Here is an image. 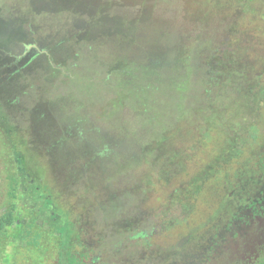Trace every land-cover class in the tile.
<instances>
[{
	"label": "rangeland",
	"instance_id": "obj_1",
	"mask_svg": "<svg viewBox=\"0 0 264 264\" xmlns=\"http://www.w3.org/2000/svg\"><path fill=\"white\" fill-rule=\"evenodd\" d=\"M5 1L7 9L12 0ZM101 3L105 7L99 16L117 17L120 31L76 34L67 31V22L54 23L51 31L36 12L26 33L14 34L0 19L2 73L20 81V75H31L28 85H20L18 105L24 110H14L16 117L30 116L23 122L17 117L21 139L16 137L13 148L0 131V214L34 221L46 230L68 221L72 248H91L90 257L101 250L100 258L110 264H194L223 222L221 205L237 186L236 176L247 168L258 172L255 163L264 153L263 97L260 113L254 114V137L239 146L238 156L235 147H229L223 162L211 164L218 145L214 136L208 143H197L193 116L205 101L200 70L207 64H198L208 51L216 50V41L221 47L237 41L239 62L247 59L262 68L257 82L264 84V0ZM53 22L50 18L49 24ZM127 25L134 32L127 34ZM61 41L62 57L74 53L67 65L71 76H58V85L49 88L41 82L43 75L47 77L42 60L25 69L22 64L39 49ZM26 44L36 48L20 63L10 64ZM147 53L167 65L149 78L139 67ZM120 59L132 61L130 86L115 87L117 77L104 79L105 70ZM180 72L182 90H168L165 84ZM215 99L216 106L232 105L222 116L234 127L241 129L251 119L248 101L239 109L234 96ZM208 121L214 122L213 116ZM198 171L202 175L197 179ZM140 230L145 234L136 238L138 246L132 236ZM42 260L33 249L0 242V264H43Z\"/></svg>",
	"mask_w": 264,
	"mask_h": 264
},
{
	"label": "trees",
	"instance_id": "obj_2",
	"mask_svg": "<svg viewBox=\"0 0 264 264\" xmlns=\"http://www.w3.org/2000/svg\"><path fill=\"white\" fill-rule=\"evenodd\" d=\"M101 1L103 0H12L11 5L5 9L4 6L7 2L5 0H0V16L2 15L3 17H0V19L6 22L8 28L14 32V34H25L26 32L24 31L27 30L24 29H27L26 27H28L32 21H35V16L33 14L36 12L44 17L45 22L43 24H47L50 30L54 23H56V26H61L67 22L71 23V27L66 26L67 31L73 30L76 34H83L85 31L89 30H94L101 34L120 31V20L117 17L113 16L114 18L108 20L99 16L101 10L105 7ZM56 15H58L59 18H55ZM141 15L140 18L144 17L143 14ZM50 18L54 22L49 24ZM145 19L144 17V20ZM131 20H133V18H129V21ZM144 25L146 26V23H144ZM125 30L124 32L127 33ZM132 30H135V28L128 27L127 34L134 32ZM27 33H29V31ZM202 42L201 39L198 40L199 45H202ZM62 43L63 41L54 44L51 48L39 49L37 52H34L31 56L25 58L26 60L22 64V68L24 67L25 69L27 66L29 68L30 65L35 64L36 60H42L43 65L41 67L46 72L47 77L43 75L41 82L49 88L56 87L58 85V76L65 78L71 76L67 71V65L74 57V53L71 51L69 54L65 52L66 54L62 57V54L58 52L60 51L59 46H61ZM66 43L67 42L64 41V44ZM236 45L237 41L234 44L228 43L221 47L216 41L213 44L216 50L208 51L206 53L207 57L198 64L199 66L207 64V66L205 65V67L200 70L202 71L201 78L203 79L204 85L202 95L205 96V101L200 107L194 110L193 116L197 119L195 129H197L199 134L197 137L198 144L201 140L204 141V143H208L210 136L215 137L214 143L216 142L218 146H216L214 149L215 151H213L214 154L210 159L212 163L209 162L211 164L223 162L222 154L226 149H229V147H235L237 151L236 156H238V153L241 151L239 146H244V142L247 138L254 137L252 129L258 123L254 114L255 112L260 113V111L258 112V104L262 102L264 97V84L260 85V83L257 82V74H259L262 68H258V65L254 64L255 62L247 59V63L241 64L239 62L240 57L237 53ZM24 57L25 55L20 58L17 56L13 57L10 60V64L16 65L20 63ZM179 57L180 55L177 56V59ZM145 58L146 61L142 66H139L144 77L149 78L156 73V70L167 66L164 65L165 61L157 59L154 55L152 56V54L147 53ZM131 62L132 61L128 59H120L117 60L116 63L111 64L110 68L108 67L109 69L105 70V81H110L111 79L115 80L117 77L118 83L115 84V87L130 86L134 77L132 70L128 67ZM4 66L5 65L0 67V75L2 74V76H0V131L3 132L9 145L14 148L16 145L15 139L18 134L16 129L20 126L19 124H21L19 121L23 122L24 119H30V116H26L29 114L27 113L24 118H21L23 116H17L19 119L18 121L17 117L14 116V110L18 113L24 110V108L18 105V97L21 95L19 94L20 85H28L31 75H20V78L25 81H20V79L15 80L13 75L2 73ZM180 73V76L173 79L174 81L171 82L172 84H165L168 90H182L181 80L183 73ZM16 81L17 84H15ZM152 84H147L145 86L150 87ZM144 88L147 89L148 87ZM227 88L230 92L227 91ZM24 91L25 90H22L21 92ZM139 92L140 89L137 93ZM229 95L234 96L235 99L238 100L239 109H243L244 101H248L251 112L253 111L252 115H250L251 119L241 124V129H239L238 126L234 127L233 124L229 123L230 119L225 120V116H222L226 111L233 109L232 105L219 107L214 103L216 100L215 97ZM212 116L214 122H209L208 119ZM17 139L20 140L21 138L17 137ZM19 158L22 159V156H19ZM178 158L182 161L185 159L180 154ZM224 161L227 162V158ZM240 172L251 174L253 170H248L247 168V170ZM200 175H202V172L196 175L197 179ZM44 201L50 203L49 198H45ZM227 203L232 205L226 198V201L223 202L221 207L225 208V206H228ZM71 235H73L72 224L68 221L61 223L59 228L46 230L37 225L34 221H25L16 216L0 214V242L10 241L14 244L18 243L28 250H35L36 253L41 254L43 264H49L51 260H53V262L58 260L60 264H82L81 258L72 251V245L70 243L72 238Z\"/></svg>",
	"mask_w": 264,
	"mask_h": 264
},
{
	"label": "flooded vegetation",
	"instance_id": "obj_3",
	"mask_svg": "<svg viewBox=\"0 0 264 264\" xmlns=\"http://www.w3.org/2000/svg\"><path fill=\"white\" fill-rule=\"evenodd\" d=\"M29 45L35 44H26L18 58L36 48ZM255 164L258 172H239L236 176L239 178L237 186L227 193L232 205L224 208L222 224L214 238L203 246L199 256L201 260L194 264H264V153ZM144 234L145 231H138L135 237L132 236V241L136 243V238ZM72 251L81 258L82 264H110L100 258L103 255L101 250L93 257H90L91 248H83L82 251L72 248ZM53 264H60V261Z\"/></svg>",
	"mask_w": 264,
	"mask_h": 264
},
{
	"label": "water",
	"instance_id": "obj_4",
	"mask_svg": "<svg viewBox=\"0 0 264 264\" xmlns=\"http://www.w3.org/2000/svg\"><path fill=\"white\" fill-rule=\"evenodd\" d=\"M31 46H36V45H29L28 47H31ZM25 53V52H24Z\"/></svg>",
	"mask_w": 264,
	"mask_h": 264
}]
</instances>
